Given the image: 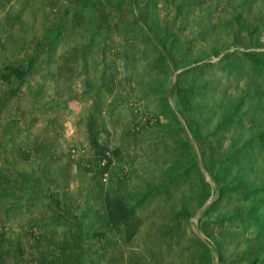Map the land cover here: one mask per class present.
Returning a JSON list of instances; mask_svg holds the SVG:
<instances>
[{
	"label": "rangeland",
	"instance_id": "1",
	"mask_svg": "<svg viewBox=\"0 0 264 264\" xmlns=\"http://www.w3.org/2000/svg\"><path fill=\"white\" fill-rule=\"evenodd\" d=\"M0 264H264V0H0Z\"/></svg>",
	"mask_w": 264,
	"mask_h": 264
},
{
	"label": "trees",
	"instance_id": "2",
	"mask_svg": "<svg viewBox=\"0 0 264 264\" xmlns=\"http://www.w3.org/2000/svg\"><path fill=\"white\" fill-rule=\"evenodd\" d=\"M159 53H160L161 55H165V54H164V50L161 49V48H159ZM7 71H10V74H15V73L17 74V72H16L15 70L10 69V68H7ZM186 129H187V133L189 134V136H191V130H190V128L187 126ZM92 142H93L94 144H96V143H95V139L93 138V136H92Z\"/></svg>",
	"mask_w": 264,
	"mask_h": 264
}]
</instances>
